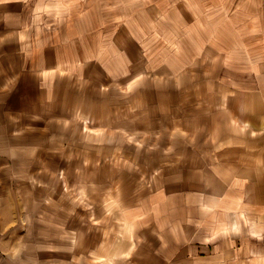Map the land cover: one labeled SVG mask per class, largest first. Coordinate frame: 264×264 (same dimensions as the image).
<instances>
[{
  "label": "crops",
  "instance_id": "obj_1",
  "mask_svg": "<svg viewBox=\"0 0 264 264\" xmlns=\"http://www.w3.org/2000/svg\"><path fill=\"white\" fill-rule=\"evenodd\" d=\"M126 94L172 161L122 208L123 264H264V0H0V116ZM1 130L0 264H17Z\"/></svg>",
  "mask_w": 264,
  "mask_h": 264
},
{
  "label": "rangeland",
  "instance_id": "obj_2",
  "mask_svg": "<svg viewBox=\"0 0 264 264\" xmlns=\"http://www.w3.org/2000/svg\"><path fill=\"white\" fill-rule=\"evenodd\" d=\"M117 96L59 117L0 116L14 152L13 188L3 198L13 203L15 263L123 264L132 233L122 208L159 181L172 158L165 123L146 121L127 94L125 104Z\"/></svg>",
  "mask_w": 264,
  "mask_h": 264
}]
</instances>
